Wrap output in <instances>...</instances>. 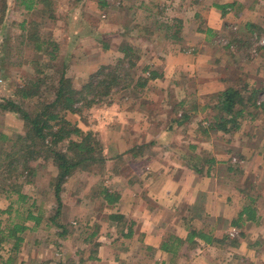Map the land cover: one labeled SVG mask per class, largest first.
<instances>
[{
    "label": "crops",
    "instance_id": "1",
    "mask_svg": "<svg viewBox=\"0 0 264 264\" xmlns=\"http://www.w3.org/2000/svg\"><path fill=\"white\" fill-rule=\"evenodd\" d=\"M38 1L32 0V14ZM49 1L58 24L52 37L57 43L55 33L64 28L65 76L75 85L121 59L123 42L138 53L136 67L162 78L138 93L116 91L108 104L89 111L112 167L104 186L117 202L92 211L74 199L63 202L60 223L79 227L64 239L49 222L54 213L30 211L46 221L44 229L26 221L16 253L12 242L0 246V264H264V179L252 171L264 149L255 140L259 127L246 125L245 140L246 110L236 131L209 130L212 112L204 97L216 84L197 80L208 72L217 37L228 32L239 46L243 36L264 33V0ZM241 65L228 61L237 70ZM237 78H228V86Z\"/></svg>",
    "mask_w": 264,
    "mask_h": 264
},
{
    "label": "trees",
    "instance_id": "2",
    "mask_svg": "<svg viewBox=\"0 0 264 264\" xmlns=\"http://www.w3.org/2000/svg\"><path fill=\"white\" fill-rule=\"evenodd\" d=\"M38 3L41 4L40 10L33 14L40 21L27 25L23 22L20 25V45H32L35 59L29 66L34 69L35 77L25 80L26 84L18 87L11 98L0 96V115L17 117L23 122L21 132H14L8 137L0 133V194L6 198L15 194L16 202L25 205L27 196L23 194V188L28 187L30 192L37 193L33 182L37 177V170L46 169L47 163V167L52 170L48 187L56 203V210L49 222L60 228L62 232L58 233V236L64 237L69 224L66 226L60 223L63 206L61 195L64 186L76 172L85 171L99 179L96 186L98 191L93 193L99 198L100 206H112L118 200L117 194L110 193L104 186L108 178L107 172L112 167L109 168L100 133L95 130V120L89 111L93 107L108 104L110 95L116 91L133 90L131 93H138L150 80L162 78V75L157 70L151 71L144 67L142 75L135 77L137 74L132 72V69L136 68L138 53L127 42H123L120 47L123 54L121 59L113 65H102L91 74L85 84L75 85V82L65 76L64 62L60 68H55L59 46L51 40V34L42 39V21L49 19L55 23L57 20L54 3L49 0H39ZM21 5L27 13H32L35 9V2L32 0L23 1ZM5 10V6L0 9V27L4 24ZM231 40L228 39L226 49L229 60L233 61L237 52L234 51L236 44L232 38ZM47 68L53 70L49 76L44 74ZM231 68L232 66L228 67V71ZM239 82L240 79L235 83ZM231 86L212 95L216 102L214 105L208 104L212 112L209 130H222L230 134V130L234 132L238 129L239 120L246 117V110H263L264 104H261V107L256 104L258 89L246 90L244 98L240 90ZM148 105L149 108L155 109L154 103ZM183 106L184 102H180L176 107L182 109ZM67 114L75 116L78 121H69L66 119ZM247 115L255 118L254 113ZM178 117L183 119L184 114L181 113ZM207 133L206 130L200 131L203 136ZM118 169L123 172L128 168L120 165ZM41 193H38L39 197ZM35 204L36 201L31 206ZM13 207L14 203L10 202L6 209H0V246L12 242L13 251L16 253L26 231L25 222L32 221L38 225L41 218L28 211L24 217L13 221L11 214L19 213L18 209L14 210ZM2 216L6 217L5 222L1 220ZM109 219L118 222L122 220L121 217L113 215L109 216Z\"/></svg>",
    "mask_w": 264,
    "mask_h": 264
},
{
    "label": "rangeland",
    "instance_id": "3",
    "mask_svg": "<svg viewBox=\"0 0 264 264\" xmlns=\"http://www.w3.org/2000/svg\"><path fill=\"white\" fill-rule=\"evenodd\" d=\"M23 1L27 0H0V9L4 6L6 7L5 13L3 15L4 24L0 27V96L4 98H11L18 87H22L26 84L24 82L25 80H29L30 78L35 77V74H33L34 69L30 68L29 66L31 61L35 59L32 45H20V36L22 35L20 25L23 22H25L27 25L33 22L37 23L40 20L36 19V16L34 14L24 11L21 5V2ZM62 23L63 21L60 22V25ZM56 25H58L56 22L54 23L49 19L43 20L40 29L42 33V39H45L47 35L51 34V40L54 42L52 33L56 31ZM61 30L63 31L64 28H62ZM62 31L61 33H59V37L57 36V33H55L56 38H60L57 42L59 50H57V64H55L56 69L60 68V65L63 63L64 54L67 52L65 49V45L62 42ZM236 31L237 27H234V29H232V32ZM261 39H264V33H260L258 31L249 33L248 35H246V37L243 36L242 41H245L239 46L236 45L237 47H234V51H236L237 54H235V59H233L234 63H240L242 65L239 70L232 67L231 69H229V71L228 61L232 60H229L228 49H226V45L228 43V32L226 33V35L217 37L214 40L213 45L210 47L209 59L211 62L210 65L206 67L209 68L207 70L208 72L201 73L200 77L197 79L198 81L210 82L208 85H210L211 83V85L216 84V87H212L211 89H209L212 94L204 97L206 103L214 105L216 100L212 95L217 93L220 88L228 87V78H235L237 75L241 74V82L230 84L232 86H236L234 88L237 90L244 89L241 91L243 95H246V90L251 91L250 89H248L250 88L249 85H245L244 81L246 82L249 80L250 83H254V85L257 84L259 94L256 99V104L258 106L264 104V46L257 45V42L259 43ZM237 48L238 50H236ZM200 59L203 61L206 60L204 56ZM141 69L142 67H136L135 70L132 69V72L135 71V73L137 74L135 77L138 76ZM44 71V74L48 76L53 72L52 69L48 68ZM216 79L218 82L216 81ZM247 113H254L255 118L252 119L249 116L243 121V129L247 135V138H245V140L249 139L248 137H250V132H246L247 129L245 128V126L255 125V127H259L258 133L255 134V140H260L261 145V143L264 142V106L263 110L255 111L254 109H251ZM248 118H250L251 121H249ZM66 119L74 123L78 121V118L71 114H67ZM22 123L23 122L17 117H12L10 115H0V133H3L6 135V137H8L14 132H21L23 125ZM263 159L264 149H262V154L259 155V157H255L252 160V168H254L252 169V171L254 170L256 172H259L260 174H263L262 176L264 179ZM260 162H263V165H261L262 163L260 164ZM45 165L46 169L37 170V177L33 182V185L36 188V194L42 192L40 197L37 198L40 200H38L39 202L37 203V205L35 204L34 206H31L35 201L33 200L35 193L30 192L31 190H29L28 187H25L22 190L23 194L27 196V203L25 205H20L16 202L17 196L15 194L11 195L9 198H6V196L0 194V206L2 208L5 209V207H8L9 203L11 202L14 203L13 209H18L17 211L19 213H17V215L15 213L11 214V220L14 221L18 220L19 217H24L28 211H32L36 214L43 213V217L46 215H53L54 209H56V203L55 198L53 197V193L48 187L50 173H52V170L51 168L47 167V163ZM98 181L99 179L97 177H93L91 174L79 170L64 186V191L61 195L63 202L68 203L70 200L74 199L75 201H77V206L85 205L86 211L98 209L100 207V200L93 193L98 191V188L96 187ZM1 220L5 222L6 217L2 216ZM45 223L46 221L42 223L41 220L38 224V226L40 225L39 227H42L41 230L44 229ZM70 224L67 227L68 231L65 233V235H63L64 237L58 236L57 239H64L66 235H71L73 231L79 230L77 224ZM71 228L72 231H70ZM57 229V235H59L58 233H61L62 230L60 228ZM54 230L56 231V229ZM52 233H54V231ZM74 239H79L78 233L76 234Z\"/></svg>",
    "mask_w": 264,
    "mask_h": 264
},
{
    "label": "built area",
    "instance_id": "4",
    "mask_svg": "<svg viewBox=\"0 0 264 264\" xmlns=\"http://www.w3.org/2000/svg\"><path fill=\"white\" fill-rule=\"evenodd\" d=\"M257 45L258 46H264V39H261L260 41H259V43L257 42ZM233 235V234H232Z\"/></svg>",
    "mask_w": 264,
    "mask_h": 264
}]
</instances>
